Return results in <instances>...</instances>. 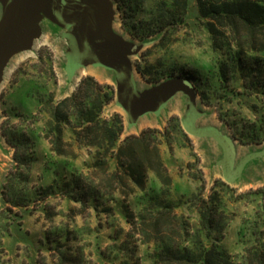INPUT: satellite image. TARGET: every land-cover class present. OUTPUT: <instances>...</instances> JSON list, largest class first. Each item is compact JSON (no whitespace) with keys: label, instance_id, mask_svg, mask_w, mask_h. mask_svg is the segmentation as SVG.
I'll return each mask as SVG.
<instances>
[{"label":"trees","instance_id":"trees-1","mask_svg":"<svg viewBox=\"0 0 264 264\" xmlns=\"http://www.w3.org/2000/svg\"><path fill=\"white\" fill-rule=\"evenodd\" d=\"M191 1L197 12L194 18L206 29L211 47L218 53L215 68L193 72L158 59L154 63L137 64L138 73L151 84L169 79L185 82L202 103H219V119L230 129L233 139L241 144L264 143V0H171L170 4L161 1L142 18H138L142 12L140 4L131 6L116 0L124 27L142 43L156 36L162 38L174 26L187 25ZM125 5L132 12L129 15ZM114 94L112 86L86 75L70 95L57 101L52 93L41 95L32 91L29 96L39 103L35 112L10 109L1 134L14 148L15 166L0 190L4 204L0 209V264L9 263L2 238L10 236L12 230L35 247L20 222L13 225L14 217H22L33 202L56 195L84 208L98 211L101 207L102 213H116L129 226L130 230L124 231L112 222L108 224L114 229L111 236L114 243L109 248L114 255L111 258L98 249L101 264L105 260L139 264L137 245L153 246L150 255L153 264H264V219L251 222L254 228L261 226V231L258 235L255 230L248 231L253 241L235 262L221 245L232 219L227 195L233 190L216 180L208 195L200 187L185 201L183 194L178 199L172 198L173 181L159 148L162 142H170L169 130L147 128L121 140L122 115L113 113L109 118L103 115ZM234 102L245 106L252 116L232 106L224 108ZM43 113L46 118H40ZM12 119L18 122L12 124L9 122ZM40 119L44 123L36 129L34 124ZM40 138L48 141L51 154L58 160L45 159L42 178L50 174L52 179L35 187L32 169ZM80 149L90 156L89 161L82 163L84 168L72 163L77 157L76 150ZM61 157L65 160L60 161ZM150 173L158 185H149ZM253 193H259V189ZM245 194L235 199L242 200ZM127 197L132 199L127 201ZM182 203L195 209L197 225L176 212ZM13 208H20L21 212H13ZM46 214L50 216L49 212ZM248 225V222L242 224L240 234L247 233ZM131 237H136L135 244H131ZM70 238V230L54 226L43 232L39 245L51 252L57 264H83V254L68 244Z\"/></svg>","mask_w":264,"mask_h":264},{"label":"rangeland","instance_id":"rangeland-1","mask_svg":"<svg viewBox=\"0 0 264 264\" xmlns=\"http://www.w3.org/2000/svg\"><path fill=\"white\" fill-rule=\"evenodd\" d=\"M113 1L116 10L113 21L108 19L105 28L94 32L91 37L94 39L107 37L106 28L111 22V28L115 32L135 42L134 45L138 52L130 55L134 68L130 85L131 95L140 94L166 81L148 83L138 73L137 64L154 63L160 59L174 62L176 66L193 72L215 68L218 53L212 49L206 29L194 18L197 12L192 1L188 7L187 25L174 26L166 31L162 38L156 36L147 43L140 42L134 33H130L124 27L120 9L116 0ZM122 1L131 6L135 3L140 4L142 12L138 18L146 16V12L158 6L161 1H166L168 4L171 2V0ZM38 2L40 19L38 35L32 38L28 46L9 52L0 64V143H2L0 145V190L9 171L15 166L14 148L5 141L1 134L2 124L8 119L7 114L10 109H17L23 113L35 112L39 108V103L35 97L29 96L32 91L39 92L41 95L52 93L57 101L70 95L82 77L90 75L100 83L114 88V99L104 107L103 115L106 118L113 113L122 115L124 131L121 140L128 135H138L147 128L161 131L167 128L169 130L170 142H162L159 148L162 160L173 181L172 198L178 199L183 194L182 201H185L200 187L203 188V194L208 195L216 180L225 182L233 190L230 195H227L228 209L232 214V219L221 245L232 255L235 262H238L245 248L253 241L248 231L255 230L257 235L261 231V226L254 228L251 222L264 219V151L255 152L264 148V143L241 144L233 139L230 129L219 119V103L206 105L200 101V96L195 94L196 99L192 110L189 93L183 87H177L158 104L157 108L141 112L138 118H131L130 113L118 102L119 69L112 71L108 62L99 63L89 60L76 67L73 69L75 73L72 82L68 84L66 72H68L67 67L70 64L71 54L66 34L72 31L75 17L70 13L63 16L54 14L49 0ZM124 9L127 15L132 13L128 5H125ZM73 10L76 9L73 8ZM8 15L7 0H0V25L5 23ZM110 34L109 36L114 35V33ZM262 55L264 57V53ZM105 79L107 81H104ZM35 96L38 95L35 94ZM227 106H232L234 110L252 116L243 105L239 106L234 102L224 108L226 109ZM40 118H46V115L43 113ZM131 119L132 127L128 126ZM9 122L13 124L18 121L12 119ZM43 123L44 121L40 119L34 127L38 129ZM212 129L216 130V134L212 132ZM227 137L233 143L226 140ZM68 138L69 135H66L67 140ZM76 152L77 157L72 163L84 168L82 163L89 161L90 156L85 149L76 150ZM36 155L37 160L32 169V181L34 186L38 187L46 185L52 179L50 174L42 178V174H45L43 172L45 159L56 161L58 158L56 159L51 154L50 145L43 138L38 141ZM59 160L65 159L61 157ZM149 185H158L152 173L149 174ZM256 189H259V193H253ZM248 191L252 193H247ZM239 194L245 195L242 200L237 201L235 196ZM131 199L132 197L126 198L127 201ZM2 208L4 204L0 198V209ZM100 208L98 211L84 208L79 203L68 201L61 195L33 202L27 212H23L22 217H14L13 225L20 222L22 230L27 233L28 240L35 242V247L32 248L26 239H21L15 230L11 231L10 236L4 235L2 247L6 252L5 257L9 258L8 264H57L51 252L39 245L42 242L43 232L54 226H62L71 231L68 244L83 254V264H101L97 254L98 249L110 254L112 258L114 254L109 252V248L114 243L111 237L114 229L108 224L112 222L116 228H123L124 231L130 228L120 215L102 213ZM13 212L19 214L21 211L20 208H13ZM46 212H49L50 216ZM176 212L186 216L192 225H197L198 215L191 206L182 203ZM244 222L249 223L248 230L247 233L242 231L240 234ZM135 241L136 237H131V244H135ZM137 246L139 264H153V259L150 257L153 246ZM117 262L105 260V264H117Z\"/></svg>","mask_w":264,"mask_h":264},{"label":"water","instance_id":"water-1","mask_svg":"<svg viewBox=\"0 0 264 264\" xmlns=\"http://www.w3.org/2000/svg\"><path fill=\"white\" fill-rule=\"evenodd\" d=\"M38 1L7 0L9 15L5 23L0 25V64L9 52L28 46L32 38L38 35L40 20ZM49 2L53 6L54 14L63 16L70 13L75 17L73 25L71 24L72 31L66 34L71 54L68 72H73V69L89 60L108 62L111 68L114 66L118 68V102L130 113L131 118L149 108H157L158 104L177 87L186 89L192 104L194 103L196 95L192 87L179 79H169L145 92L131 95L133 64L129 56L137 53L138 49L134 44L123 41L122 37L115 33L109 36L110 33L113 34L111 22L106 28L107 37L104 39L91 37L94 32L105 28L108 19L112 20L114 10L111 0H49ZM73 8L76 10L72 11ZM212 132L216 134V130ZM226 140L233 143L228 137Z\"/></svg>","mask_w":264,"mask_h":264},{"label":"crops","instance_id":"crops-1","mask_svg":"<svg viewBox=\"0 0 264 264\" xmlns=\"http://www.w3.org/2000/svg\"><path fill=\"white\" fill-rule=\"evenodd\" d=\"M112 4H113V10H114V14H113V16H112V20L111 21H113V17H114V15L116 14V10H115V8H114V2H112ZM114 33V32H113ZM116 35H118V36H120V37H122L121 36V34H119V33H115ZM130 57V56H129ZM131 59V58H130ZM132 61V60H131ZM116 68H115V66L112 68V71L113 70H115ZM134 69V68H133ZM74 73L75 72H66V81H67V83L68 84H71V82H72V77H73V75H74ZM117 74V73H116ZM104 81H107L106 79L104 80ZM65 95H67V94H65ZM149 109H152V108H149ZM158 114V113H157ZM140 116V113H138L137 115H136V118H138ZM133 122H132V119H131V121L130 122H128V126H130V127H132L133 126V124H132ZM129 127V128H130ZM131 129V128H130ZM0 145H2V143H0ZM261 151H264V148H262L261 150H256L255 152L256 153H259V152H261Z\"/></svg>","mask_w":264,"mask_h":264},{"label":"flooded vegetation","instance_id":"flooded-vegetation-1","mask_svg":"<svg viewBox=\"0 0 264 264\" xmlns=\"http://www.w3.org/2000/svg\"><path fill=\"white\" fill-rule=\"evenodd\" d=\"M111 2H114L113 0H111ZM112 31L114 32V33H117V32H115L114 31V29H112ZM122 36V35H121ZM122 39H123V41H126V42H130V43H132V44H135V42H133V41H130V40H128V39H126V38H124L123 36H122Z\"/></svg>","mask_w":264,"mask_h":264}]
</instances>
